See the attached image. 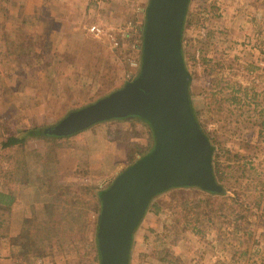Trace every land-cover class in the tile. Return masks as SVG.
Segmentation results:
<instances>
[{
  "label": "rangeland",
  "instance_id": "374dc122",
  "mask_svg": "<svg viewBox=\"0 0 264 264\" xmlns=\"http://www.w3.org/2000/svg\"><path fill=\"white\" fill-rule=\"evenodd\" d=\"M150 1L0 0V189L16 195L24 217L34 204L44 218L46 201L74 200L82 185L109 188L155 148L150 124L139 119L2 146L9 135L53 127L134 79ZM183 47L198 120L235 165L222 183L227 195L239 193V212L185 228L176 213L201 189L159 194L135 232L131 264H264V0H190ZM90 193H83L85 225L74 248L20 264H101V200ZM11 250L23 255L26 247Z\"/></svg>",
  "mask_w": 264,
  "mask_h": 264
},
{
  "label": "water",
  "instance_id": "95a60500",
  "mask_svg": "<svg viewBox=\"0 0 264 264\" xmlns=\"http://www.w3.org/2000/svg\"><path fill=\"white\" fill-rule=\"evenodd\" d=\"M189 3L151 0L137 76L46 129L50 136L66 137L100 122L137 117L153 130L155 148L102 194L97 233L101 264H130L135 232L159 194L186 187L223 192L213 172V148L191 105V77L182 50Z\"/></svg>",
  "mask_w": 264,
  "mask_h": 264
},
{
  "label": "trees",
  "instance_id": "16d2710c",
  "mask_svg": "<svg viewBox=\"0 0 264 264\" xmlns=\"http://www.w3.org/2000/svg\"><path fill=\"white\" fill-rule=\"evenodd\" d=\"M143 38L144 30H142V39L141 44L139 45L141 51L143 50ZM183 56L187 71L189 72L188 61L186 59L184 47ZM190 77L192 81L193 77L191 74ZM223 91L224 89H221V93ZM234 93L236 92L234 91ZM231 99L236 101L237 98L236 96H232ZM217 101L218 100H216L215 102ZM192 109L197 122L199 123L204 134L209 139L213 148V172L218 183H221L223 185L224 190L220 194L200 190L198 198L187 200L182 206V211L177 212L175 217V222L182 224L183 221V223L185 224V228H188L189 226L194 227L199 220L207 219L209 221H213L214 219L226 214H230L233 212L238 213V209L240 207L236 198V195L239 193L234 190L233 196L227 195V193H225L226 186L222 183L226 182V180L229 179L228 175L230 174L231 169H234L235 165L232 166L231 164H229L230 162L228 163L227 157H225V154L222 153L223 147L216 144L210 137V135L206 132V130L198 120L193 105ZM130 119L142 120L137 117H129L120 120L126 121ZM37 137H48V134L46 133V127L33 126L21 129L17 134L9 135L6 141L3 142L2 146L4 148H8L14 145H22L28 140ZM228 159H230V157ZM107 188L108 187L103 186L82 185V192H79L78 197L73 198L74 200L66 198L59 199V201H46L44 205V218L39 217L35 205L32 204L27 210L24 217L21 232L15 237H10V225L11 213L16 202V195L6 190L0 189V240H9L14 245H21L23 247H26V252L23 254V261H25L26 263H30L37 258H42L47 254L54 252V250H72L74 246L80 241V233L82 227L85 225L84 218L86 208L84 206L86 202H84L83 200V193L87 194L90 193L88 192L89 190H93V193H90L91 198L97 199L100 204L102 194ZM99 214L100 212H98V215ZM96 245L98 246L97 238ZM98 255L100 259V252Z\"/></svg>",
  "mask_w": 264,
  "mask_h": 264
},
{
  "label": "crops",
  "instance_id": "0c3cea01",
  "mask_svg": "<svg viewBox=\"0 0 264 264\" xmlns=\"http://www.w3.org/2000/svg\"><path fill=\"white\" fill-rule=\"evenodd\" d=\"M153 138L155 140L154 135ZM146 145L148 146L150 144H146ZM23 219H24V209L17 208L16 210V205H14L11 215L10 237H15L20 233L23 224ZM14 246L15 245L12 244L10 241L0 240V253L5 248L9 249L8 252H6L5 254H0V264H20V262L23 261V255L18 254V252L11 250V247ZM130 264H131V259H130Z\"/></svg>",
  "mask_w": 264,
  "mask_h": 264
},
{
  "label": "built area",
  "instance_id": "2783aa9c",
  "mask_svg": "<svg viewBox=\"0 0 264 264\" xmlns=\"http://www.w3.org/2000/svg\"><path fill=\"white\" fill-rule=\"evenodd\" d=\"M91 32H93V33L98 35L101 32V28L96 26V25H94V26L91 27Z\"/></svg>",
  "mask_w": 264,
  "mask_h": 264
}]
</instances>
